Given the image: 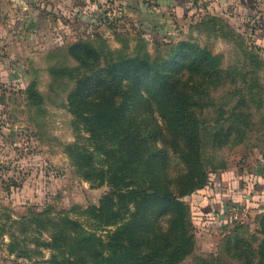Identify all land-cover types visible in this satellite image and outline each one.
<instances>
[{"label": "rangeland", "instance_id": "rangeland-1", "mask_svg": "<svg viewBox=\"0 0 264 264\" xmlns=\"http://www.w3.org/2000/svg\"><path fill=\"white\" fill-rule=\"evenodd\" d=\"M250 1L254 3V13L241 25L232 26L218 17L227 26L211 27L209 20H202L191 24L177 38L151 35L128 16L122 21L102 22L87 30L84 26H75L74 16L71 19L63 15L56 26H52L51 19L37 31L24 29L19 41L0 43V264H52L50 259L54 251L45 246L51 242L52 234H59V244L65 245L70 244L73 235L64 229L65 222L54 231L46 218L58 221L65 216L75 220L79 223L76 229L74 227L75 235L94 233L104 242L120 226H101L90 209L98 207L101 198L110 191L109 185L100 180L98 170L110 167L112 172L114 166L121 165V154L108 156L101 149L93 148L85 124L72 114L67 97L91 71L121 59L128 60L132 67L144 59L168 60L172 54L182 60L186 52L181 54L175 50L179 42H190L216 56V66L221 72L220 78L208 89L202 85L203 81L202 84L198 82L210 80L211 76L204 75L199 68L194 69L195 60L179 72L183 80L188 74L200 79L196 80L198 94L195 98L201 102L193 108L201 152L200 167L206 172L207 186L221 188L222 178L234 175L233 179H223L225 183L234 181L229 189L228 186L223 188L228 191L226 193L251 197V191H256V196L248 202H233L223 192V217L219 220L215 214L210 217L204 210L211 197L204 202L202 189L182 197L193 249L178 264H243L247 257L236 252V245L241 247L248 242L254 246L260 241L259 234L251 233L260 229L258 212L264 206L257 198L259 192L255 184L246 188L255 180V173L264 160V40L261 38L264 0ZM14 30L17 33L19 29ZM77 41H86L97 50L99 60L96 64L86 68L69 54L68 47ZM194 57L195 53L191 52L190 58ZM91 61L90 58L88 62ZM123 68L125 66L120 67ZM118 81L125 83L126 78ZM32 82L36 94L30 99ZM94 86L88 85V90ZM129 88L133 92L138 89L143 96L150 87L147 84L137 87L132 83ZM130 106L135 132L142 129V133L149 134L155 128V121H162L145 106L134 102ZM152 106L164 112L157 102ZM234 106L241 115L249 116L246 136L234 135L228 144L218 146L224 140L225 128H233L235 124L230 123L235 118L229 115ZM165 137V148L171 155L167 162L169 173H158L155 167L149 174L138 172L134 178L136 186L152 182L167 187L164 174L171 175L175 178L174 184H179L176 178L185 172L187 165L173 152H178L181 146L184 148V144L175 146L171 130L165 132ZM74 147L85 152L86 158L91 157V163L80 165V160L74 157ZM153 147V140H149L144 150L148 152ZM209 192L211 194V190ZM128 206L131 212L135 210L134 204ZM232 208L247 209L248 216L243 223L229 218L228 211ZM142 214L138 210L142 226L138 236L145 241L167 233L170 219L176 216L171 209L157 206L150 209L146 219ZM128 220L126 217L125 221ZM230 244L234 245V250L230 249ZM94 259L88 257L92 263Z\"/></svg>", "mask_w": 264, "mask_h": 264}, {"label": "trees", "instance_id": "trees-1", "mask_svg": "<svg viewBox=\"0 0 264 264\" xmlns=\"http://www.w3.org/2000/svg\"><path fill=\"white\" fill-rule=\"evenodd\" d=\"M206 20H209L211 27L218 24L227 26L223 20L215 17L203 19ZM189 43L179 42L175 46L177 53L186 52L182 60L176 59L178 56L172 54L168 60L163 59L158 62L157 59H144L132 67L128 60L121 59L105 68L93 70L89 76L83 77L68 95L69 109L80 122L85 124L84 129L89 133V141L93 148L96 151L101 149L103 154L108 156H115L118 152L121 154L122 163L116 168L114 166L112 172L110 167L107 170H98L100 180L109 185L110 191L101 198L98 207L90 209L92 217L101 226L116 224L120 226L109 234L107 242H104L94 233L84 232L82 235H75L74 227L76 229L79 226L75 220L65 216L59 217L58 221L46 218V222L54 231L59 224L65 222L64 229L69 230L73 235L70 244L65 245L59 244L61 239L59 234H55L56 232L52 234L51 242L45 244L54 251L50 259L52 264H98L99 262L100 264H111L110 262L112 264H121V262L178 264L193 249L192 234H188L189 223L186 221L187 209L180 199L205 188L208 184L206 172L200 167L201 152L197 144L193 108L201 102L195 98L198 94L196 80L200 79L188 74L183 80L179 72L187 68V63L195 60L192 64L193 68H199L205 73L204 75L211 76L210 80L201 79V82H198L202 84L203 81L202 85L206 89L220 78L221 72L216 66V56ZM68 52L86 68L99 60L97 50L86 41L72 43L68 47ZM191 52L195 53L194 58H190ZM90 58L92 61L88 62ZM121 66L125 68L120 69ZM119 78L120 80L126 78V82L121 83L118 81ZM132 83L137 87L147 84L150 88L141 96L138 89L133 92L129 88ZM31 84L30 99L36 94L32 89L33 82ZM88 85L95 86L88 90ZM186 85L187 89H185ZM154 101L158 103L160 109H164V112L153 108ZM131 102L147 107L152 114L156 113L162 119L160 122L152 117L156 123L149 134L146 131L142 133V129L135 132V119L130 112ZM229 115L235 118V121L230 123L235 122V124L233 128H225L224 140L218 146L228 144L234 135L235 137L242 135V138L246 136L249 116L241 115L236 106L230 110ZM225 121L228 122L229 119L222 122ZM169 130L173 131L172 140L176 142V147L179 146L178 143L184 144V148L181 146L178 152H173L174 156L178 155L177 157L187 165L185 172L176 178L179 184H174L175 178H171V175L164 174L167 183L165 188L152 182L136 186L134 178L138 172L149 174L151 168L155 167L158 173H169L167 162L170 161L171 155L165 148L167 141L165 132ZM118 135L121 137L116 138ZM149 140H153L154 147L146 152L144 148ZM73 154L76 160H80V165L91 163V157L86 158L85 152L76 148ZM170 185L174 188H170ZM129 204H134L133 212ZM155 206L171 209V212L176 213V216L170 219L169 231L153 236L151 240L139 239L138 231L142 226L139 225L138 210L140 214L143 213L142 218L146 219L150 209ZM126 217L128 221H125ZM258 218L260 229L251 233L262 237L256 245L253 246L248 242H244L241 247L235 244L236 248L233 244L228 245L230 249L235 248L237 253H243L247 257L243 260V264H264V213ZM150 242L154 244L148 246ZM58 245H60L58 252H55ZM225 249L227 250V247ZM59 253L63 256L60 257ZM89 256L95 258L93 263L88 260Z\"/></svg>", "mask_w": 264, "mask_h": 264}, {"label": "crops", "instance_id": "crops-1", "mask_svg": "<svg viewBox=\"0 0 264 264\" xmlns=\"http://www.w3.org/2000/svg\"><path fill=\"white\" fill-rule=\"evenodd\" d=\"M101 0H0V43L19 41L23 38L24 29L29 32L45 26L52 19V26H56L64 17L72 19L75 26H84L87 30L93 26L102 24L99 17ZM129 9L128 19L137 23L149 34L159 38H177L179 33L196 22H201L206 17L223 18L232 26H239L246 18L253 15V4L250 0H117ZM259 2L256 7H258ZM264 6V4H263ZM62 15V16H61ZM61 18V19H60ZM258 19V18H257ZM14 28H18L16 31ZM261 38L264 40V28ZM15 52H13L14 54ZM9 55V54H8ZM2 115V114H1ZM263 159V158H262ZM234 178V175L225 176ZM222 178L221 188L202 189L201 198L205 202L211 197L204 209L208 215H216V219L223 217V190L234 185V181L224 182ZM254 179V178H253ZM219 180V178H217ZM255 184V185H254ZM258 190V199L264 205V160L260 169L255 173V180L248 185ZM222 191H221V190ZM211 190V194L210 191ZM221 191L219 194L217 192ZM256 191H251V197L226 193L227 199L248 202L254 198ZM222 195V196H221ZM213 196V197H212ZM225 197V196H224ZM225 199V198H224ZM259 214L264 213V206Z\"/></svg>", "mask_w": 264, "mask_h": 264}, {"label": "built area", "instance_id": "built-area-1", "mask_svg": "<svg viewBox=\"0 0 264 264\" xmlns=\"http://www.w3.org/2000/svg\"><path fill=\"white\" fill-rule=\"evenodd\" d=\"M99 5L98 14L103 23L122 21L127 18L126 7L117 0H101ZM228 216L232 221L243 223L248 216V211L245 208H232L228 211Z\"/></svg>", "mask_w": 264, "mask_h": 264}, {"label": "water", "instance_id": "water-1", "mask_svg": "<svg viewBox=\"0 0 264 264\" xmlns=\"http://www.w3.org/2000/svg\"><path fill=\"white\" fill-rule=\"evenodd\" d=\"M125 11H126V14H127V16H128V14H129V9L126 7L125 8Z\"/></svg>", "mask_w": 264, "mask_h": 264}]
</instances>
